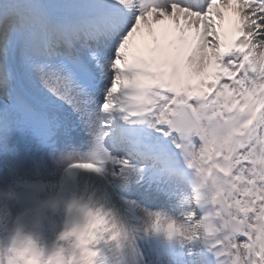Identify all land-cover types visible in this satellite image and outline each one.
<instances>
[{"label":"snow or ice","instance_id":"snow-or-ice-1","mask_svg":"<svg viewBox=\"0 0 264 264\" xmlns=\"http://www.w3.org/2000/svg\"><path fill=\"white\" fill-rule=\"evenodd\" d=\"M20 146L99 175L125 264H264V0H0Z\"/></svg>","mask_w":264,"mask_h":264},{"label":"clouds","instance_id":"clouds-1","mask_svg":"<svg viewBox=\"0 0 264 264\" xmlns=\"http://www.w3.org/2000/svg\"><path fill=\"white\" fill-rule=\"evenodd\" d=\"M50 159L51 169L13 167L11 183L0 188V264H125L131 229L113 213L99 175L68 155Z\"/></svg>","mask_w":264,"mask_h":264}]
</instances>
